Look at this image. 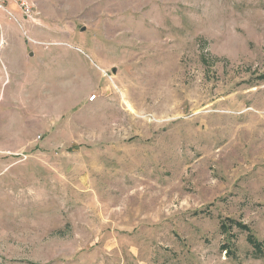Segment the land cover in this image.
<instances>
[{
	"label": "rangeland",
	"instance_id": "obj_1",
	"mask_svg": "<svg viewBox=\"0 0 264 264\" xmlns=\"http://www.w3.org/2000/svg\"><path fill=\"white\" fill-rule=\"evenodd\" d=\"M30 1L0 13V264H264V0Z\"/></svg>",
	"mask_w": 264,
	"mask_h": 264
},
{
	"label": "built area",
	"instance_id": "obj_2",
	"mask_svg": "<svg viewBox=\"0 0 264 264\" xmlns=\"http://www.w3.org/2000/svg\"><path fill=\"white\" fill-rule=\"evenodd\" d=\"M10 7L27 19H31L35 13L34 5L30 0H0V13H10Z\"/></svg>",
	"mask_w": 264,
	"mask_h": 264
},
{
	"label": "trees",
	"instance_id": "obj_3",
	"mask_svg": "<svg viewBox=\"0 0 264 264\" xmlns=\"http://www.w3.org/2000/svg\"><path fill=\"white\" fill-rule=\"evenodd\" d=\"M242 229L246 230L248 233L247 241L254 249L255 254H260L262 252L261 247L264 245V242H258L249 232L246 227H242Z\"/></svg>",
	"mask_w": 264,
	"mask_h": 264
},
{
	"label": "bare ground",
	"instance_id": "obj_4",
	"mask_svg": "<svg viewBox=\"0 0 264 264\" xmlns=\"http://www.w3.org/2000/svg\"><path fill=\"white\" fill-rule=\"evenodd\" d=\"M39 92H40V91H39ZM36 96H37V95H36ZM38 96H39V95H38ZM35 100H36V99H35ZM35 100H34V101H35ZM91 100H92V99H91ZM32 101H33V99H32Z\"/></svg>",
	"mask_w": 264,
	"mask_h": 264
},
{
	"label": "water",
	"instance_id": "obj_5",
	"mask_svg": "<svg viewBox=\"0 0 264 264\" xmlns=\"http://www.w3.org/2000/svg\"><path fill=\"white\" fill-rule=\"evenodd\" d=\"M113 73H114V70H113Z\"/></svg>",
	"mask_w": 264,
	"mask_h": 264
}]
</instances>
